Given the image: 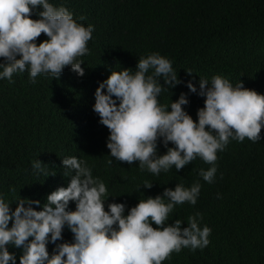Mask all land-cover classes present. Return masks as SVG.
<instances>
[{
  "label": "trees",
  "instance_id": "1",
  "mask_svg": "<svg viewBox=\"0 0 264 264\" xmlns=\"http://www.w3.org/2000/svg\"><path fill=\"white\" fill-rule=\"evenodd\" d=\"M51 2L70 9L85 26L93 25L90 51L81 58L83 76L68 66L59 78L38 75L35 83L27 70L13 74V82L0 80V194L13 203L11 208L21 197L43 204L50 192L67 186L62 158L71 156L86 160L93 175L106 184L110 196L106 209L111 202H124L130 208L140 199L162 194L165 187H190L199 181L196 204L177 205L169 223L179 218L186 227L187 218L200 213V226L212 229L210 243L194 253L187 248L173 252L162 264H264V128L260 141L233 140L218 152L215 179L208 183L198 173L210 165L200 158L179 172L173 167L159 176L141 171L138 161L129 165L113 158L107 165L112 159L106 146L109 130L93 111L95 90L111 70L135 71L138 59L154 52L172 62L182 81L172 93L162 92L160 102L170 104L181 92L188 93L189 104L184 107L194 120L204 98L189 92V80L199 88L200 78L210 81L221 75L233 85L241 80L245 87L264 94V0ZM46 38L41 33L37 42ZM164 152L158 142V154ZM36 159L55 175H35ZM145 182L153 186L145 188ZM69 208L74 210L75 203L70 202ZM62 235L65 241L72 240L67 228ZM8 248L19 264L22 249ZM47 248L51 255L55 245L49 243Z\"/></svg>",
  "mask_w": 264,
  "mask_h": 264
},
{
  "label": "clouds",
  "instance_id": "2",
  "mask_svg": "<svg viewBox=\"0 0 264 264\" xmlns=\"http://www.w3.org/2000/svg\"><path fill=\"white\" fill-rule=\"evenodd\" d=\"M93 30V25L78 22L70 9L51 0H0V80L13 82V74L27 70L35 83L38 75L59 78L68 66L83 76L81 58L90 51ZM41 33L47 38L38 43ZM130 69L111 70L94 93L93 111L109 130L106 146L112 159L107 165L113 158L129 165L138 161L141 171L159 176L173 167L179 172L200 158L210 167L201 168L198 175L212 183L218 152L233 140L262 139L264 94L245 87L243 81L233 85L215 75L210 81L200 78L199 88L187 81L189 92L204 98L194 120L184 107L188 93L181 92L170 104L159 100L162 92L182 83L166 56L151 53L138 59L135 71ZM158 142L166 148L163 154H158ZM45 165L34 160L33 173L55 175ZM62 165L67 186L50 192L43 204L21 197L13 210V203L0 194V264L17 262L9 245L22 249L19 264H162L173 252L187 248L194 253L209 245L212 229L200 226V213L189 216L186 227L179 218L169 223L177 205L196 204L199 181L190 187H165L162 194L140 199L130 208L111 202L106 209L108 189L87 161L71 156L62 158ZM152 186L153 182L143 184ZM70 202L75 203L74 210ZM65 228L73 234L71 241L63 238ZM49 243L55 245L51 255Z\"/></svg>",
  "mask_w": 264,
  "mask_h": 264
}]
</instances>
